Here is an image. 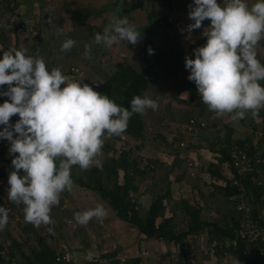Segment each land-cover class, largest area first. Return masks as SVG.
<instances>
[{"label": "crops", "instance_id": "obj_1", "mask_svg": "<svg viewBox=\"0 0 264 264\" xmlns=\"http://www.w3.org/2000/svg\"><path fill=\"white\" fill-rule=\"evenodd\" d=\"M217 2L223 6L226 0ZM246 2L251 6L256 0ZM190 4H194V0H0V59L3 51L10 48H26L27 55L34 56L39 53L49 71L60 67L64 75L88 84L93 90L104 86L122 66L145 73L146 88L141 96L147 95L157 100L159 108L155 111L148 109L141 115L144 125L143 139L135 140L125 134L106 137L99 157L103 165L106 158L117 157L121 153V143H124L122 140L133 141V153L136 154L133 159L137 157L138 168L142 162L150 167L141 177L137 190L130 192L132 199L144 209L150 205L152 192L157 191L158 183L163 182L169 188L173 185L176 188L180 186L178 192H181V185L185 182L182 175L177 173L179 160L197 158L199 168L205 161L214 168L218 165L217 160L224 149L229 151L247 138L249 125L256 123L264 126V109L259 111V116L255 119L250 112L242 120H232L229 114L217 116L202 102L195 83L187 79L190 71L185 68V57L194 59V50L206 44L207 38L202 33L211 23L210 20L203 21L201 28L194 30L189 37L183 30L194 23L188 18ZM113 17L127 18L135 24L141 32V41L136 45L121 41L111 48L92 44L91 59H86L84 45L92 43L95 34L102 33ZM58 29H62V32ZM67 38L75 40L77 44L70 51L61 52L62 42ZM261 44L264 48V40H261ZM149 48L154 50L153 55L148 54ZM257 58L264 64L258 52ZM74 67L78 72L71 70ZM259 83L264 86V81ZM7 87L0 86V92L6 91ZM7 99L0 96V104ZM15 118H19L18 115L11 118L13 125L17 122ZM191 118L204 123V127L197 128L192 135L185 131ZM2 129L3 126H0V130ZM181 141L187 143V148L178 146ZM3 142L0 139V166L12 172L14 169L11 160L14 157L2 148ZM138 152L143 156L139 157ZM155 160L163 164L162 175H156L152 165ZM71 171L77 177L86 172L79 166H73ZM20 174L23 175L22 170ZM222 175V180H225L224 174ZM122 176L123 173L119 172V182L122 181ZM83 189L74 183L70 192L61 194L58 206L63 208L73 205V208L78 207L83 212L95 208L97 204L104 205L107 215L103 222L93 218L87 224V227L101 235L100 241H97L99 248L94 250L95 253L104 256L128 253L132 257V263L135 258L138 264H167V248L161 240L140 234L119 220L107 201L95 192ZM68 193L70 195L67 198ZM142 197L150 200L146 207L141 203ZM128 235L131 236L129 241ZM214 239L221 241L223 238ZM118 244H125L127 247L122 250ZM253 245L255 252L251 250L249 253L246 250L245 257L250 260L256 253V256L264 259V256L258 255V250L264 248V240ZM97 246L92 245L93 248ZM92 250H77L74 253L83 255ZM119 250L123 253L119 254ZM144 250L149 251V256L138 257ZM236 260L239 264H246L239 261L233 253L221 257L217 252V260L214 261L209 254L198 250L194 258L195 264H236Z\"/></svg>", "mask_w": 264, "mask_h": 264}, {"label": "clouds", "instance_id": "obj_2", "mask_svg": "<svg viewBox=\"0 0 264 264\" xmlns=\"http://www.w3.org/2000/svg\"><path fill=\"white\" fill-rule=\"evenodd\" d=\"M188 7V18L194 23L183 31L189 37L203 21L211 23L202 33L206 44L194 50V59L185 57V68L190 71L187 79L195 83L202 102L217 116L229 114L232 120H242L250 112L258 118L264 109V86L259 83L264 81V64L257 58V45L264 40V0L251 6L246 0H226L223 6L217 0H194ZM121 41L136 45L141 32L127 18L113 17L92 43L84 45V56L91 59L92 44L111 48ZM76 44L67 38L60 51H70ZM27 52L10 48L0 59V86H8L0 92L8 98L0 104V139L9 142L8 151L14 157L8 199L23 204L25 221L38 228L54 224L53 207L59 205L62 193L74 187L72 167L102 168L99 157L105 138L121 135L133 114L158 110L159 103L137 95L129 110L88 84L72 80L60 67L49 71L39 53ZM148 54L154 50L149 48ZM17 115L13 125L11 118ZM106 215L104 205L97 204L74 213V218L87 225L93 218L102 223ZM8 223L9 210L0 206V231ZM48 231L52 233L53 228Z\"/></svg>", "mask_w": 264, "mask_h": 264}, {"label": "rangeland", "instance_id": "obj_3", "mask_svg": "<svg viewBox=\"0 0 264 264\" xmlns=\"http://www.w3.org/2000/svg\"><path fill=\"white\" fill-rule=\"evenodd\" d=\"M257 52L261 55V59L264 60V48L262 47L261 41L257 45ZM124 140L121 141L124 142L123 144L120 142L121 146L124 147L121 152L124 150L129 152L131 158L133 159V157L136 156V154L133 153V147L135 144H133V141L131 140ZM9 147L10 146L5 147L3 142L2 148L7 150L8 154ZM132 153L134 156H132ZM138 153L139 154L137 155L139 157L143 156L141 152ZM179 161L180 163L177 165V173L179 176L182 175V180L185 182L181 185L182 193L178 192V190L180 191V186L176 188L173 185L169 188V185H164L163 182L156 185L157 194L164 193L167 189L170 191L168 198L169 200L166 202L167 210H165L164 215H166L167 219H169L170 225L173 226V229L176 228V231L181 232L186 230L189 225L188 219L182 211L184 202L188 203L194 208L200 207V218L208 221L211 224H215L223 231L226 229H233L236 227V225L241 224L242 216L240 213H238L237 207L238 205H242L243 203L245 204L251 201L253 199L251 194L250 196L244 195L242 197H238L234 195L227 197L224 192L226 186L222 185L223 175L219 166L218 170L221 174L218 177L211 174V172H213V168L210 165L212 164H208L207 161L204 163L200 162L202 164L201 168H199L200 164L197 158H184ZM189 162L193 163V166L195 162L194 168L189 169ZM152 165L157 172L156 175H162L164 171L163 164L159 163L158 160H155ZM144 166L145 165H143L142 162L140 169L144 168ZM1 167L3 166H0V176L6 173L10 174V172ZM90 168L92 167H89L88 169ZM191 173H193V175H191ZM9 187L10 186L8 182L0 187V206H3L9 210V223L3 231H0V264H19L24 262L25 258L31 259V250L37 248V237H40V239L43 240L53 250L54 255H57L61 252L74 254V251L77 250L84 251L85 249H93L92 252H90L91 258H100L102 262L99 264L118 263L116 258L120 255L104 256L101 253H95L94 250L99 248V243H97V241H100L99 237L101 235L97 231L91 230L90 227H87V225H80L75 221L74 213L80 212L78 207L73 208V205L67 204L66 205L68 207L63 206V208H60V206H54L52 212L50 213L54 224L47 226L41 225L37 228L33 224L27 223L25 221L23 212L24 205L21 204L18 206L8 199ZM69 195L70 193L67 194V198ZM147 201H150L149 198L148 200L144 197L141 198V203L145 205V207ZM171 212H174L173 215ZM68 221H73L76 226L73 227V223H69ZM160 221H162V219H157V223H160ZM50 227L53 228L52 233H49L48 231V228ZM199 232L202 234L200 235V239H202L203 242L205 239H208L209 241L214 240L215 237L220 239L222 235V233L216 231L213 226L200 230ZM130 239L131 236L128 235L127 240L129 241ZM202 240L197 246L198 250L201 247ZM94 244H97L98 246L93 248L92 245ZM118 246L122 247V250H125L127 247L125 244H118ZM10 252L14 254L13 257L10 256ZM120 253H123V251L119 250V254ZM130 262V264H133L132 260Z\"/></svg>", "mask_w": 264, "mask_h": 264}, {"label": "trees", "instance_id": "obj_4", "mask_svg": "<svg viewBox=\"0 0 264 264\" xmlns=\"http://www.w3.org/2000/svg\"><path fill=\"white\" fill-rule=\"evenodd\" d=\"M145 88V73L136 72L129 66H122L106 81L104 86L94 91L109 96V98L114 100L119 106L131 110L132 98L137 95L141 96ZM18 119L19 118H15L16 121H18ZM143 132L144 125L141 114H133L126 131L122 134L128 135L135 140H142ZM244 144L245 140L234 146L241 148ZM138 148L139 147H136V149ZM250 149H252V147H250ZM230 152L231 148L229 151L224 149L221 152V157L217 160L218 165L214 166L215 169L213 168V172H211L213 176H220L221 173H219L218 170L220 164L231 162ZM149 168L150 167L146 165L142 169L138 168L136 159H132L129 152L124 150L118 154L117 157L106 158L102 168L92 167L88 169L84 174L86 176L82 175L77 177L72 173L71 176L74 183L79 187L93 191L100 196L101 199L107 201L119 220L127 223L147 238L180 242L188 234L200 233V230L207 229L210 226H213L216 231L222 233L220 238L231 236L233 229H226L227 231H223L215 224L201 219V208L191 207V205L185 202L182 211L187 217L189 225L186 230L181 232L176 231V228L173 229L169 219L164 215L165 210H167L166 202L169 200L168 198L170 195L168 189L161 194H157V192L153 190L150 205L146 209L140 208V205L132 199L130 192H135L137 190V185L141 177H143ZM119 172L123 173L121 182H119ZM239 180L246 190L245 196H250L251 194L253 198L248 203H245V205L251 208V217L254 219L264 206V199H260L261 195L264 197V187L255 186V184L250 181V175L241 176ZM224 192L227 197L239 194L238 188L230 186L229 184L226 185ZM171 213L173 215L174 212ZM238 213L240 212L238 211ZM159 218L162 219V221L157 223V219ZM36 242L37 248L31 250V259L25 258L24 262L19 264H58L55 261L56 254H53V250L41 240L40 237L36 238ZM253 244L254 243L251 244V250L255 252L256 248ZM246 248L244 243L239 242L237 249L233 253L238 257L239 261L246 264H264V259L256 256V253H254L255 256H253L252 259H247L244 255ZM13 255L14 254L10 252V256L13 257ZM133 261V264H138L137 259L134 258Z\"/></svg>", "mask_w": 264, "mask_h": 264}, {"label": "built area", "instance_id": "obj_5", "mask_svg": "<svg viewBox=\"0 0 264 264\" xmlns=\"http://www.w3.org/2000/svg\"><path fill=\"white\" fill-rule=\"evenodd\" d=\"M259 44V43H258ZM72 71L78 72L77 69L71 68ZM204 123L197 122L191 118L185 127L187 134L192 135L197 128H203ZM4 146H10L7 140H4ZM180 148H187V143L179 142ZM252 147V149H250ZM124 149V147H123ZM231 162L220 164L222 174L225 180H222V185L235 186L238 188L239 194L236 196L242 197L246 190L243 188L239 178L241 176L250 175V181L257 187H264V126L260 124H251L247 127V138L245 144L240 148L234 146L230 152ZM189 169L194 168L193 163L189 162ZM193 175V173H191ZM9 173L0 176V187L8 182ZM264 199L263 195L260 197ZM237 210L242 216V223L234 227L232 234L229 237H224L221 241L205 239L203 242L201 233L188 234L182 241H166L161 240L162 244L167 248V263L168 264H195L194 258L197 252V246L202 240L199 250L205 254H209L214 261L217 260V252L221 257H226L234 253L239 242L246 245V250L251 253V244L264 240V206L256 218L251 217V208L244 203L238 205ZM72 223L71 221H68ZM73 227L76 225L73 223ZM245 250V251H246ZM75 254V253H74ZM72 254L62 252L56 255L55 261L58 264H99L102 260L91 258V254ZM259 256H264V248L258 250ZM149 256V251H142L138 257L146 258ZM103 259V258H102ZM117 264H130L132 257L124 253L117 256ZM105 260V259H103ZM106 261V260H105Z\"/></svg>", "mask_w": 264, "mask_h": 264}, {"label": "water", "instance_id": "obj_6", "mask_svg": "<svg viewBox=\"0 0 264 264\" xmlns=\"http://www.w3.org/2000/svg\"><path fill=\"white\" fill-rule=\"evenodd\" d=\"M139 1H142V2H143V1H145V0H139Z\"/></svg>", "mask_w": 264, "mask_h": 264}]
</instances>
